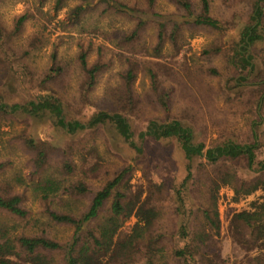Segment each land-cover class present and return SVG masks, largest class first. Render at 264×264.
<instances>
[{
    "label": "rangeland",
    "instance_id": "1",
    "mask_svg": "<svg viewBox=\"0 0 264 264\" xmlns=\"http://www.w3.org/2000/svg\"><path fill=\"white\" fill-rule=\"evenodd\" d=\"M121 1L140 11L125 16L94 0V9L83 16L79 25H72L70 12L81 3L78 0H67L60 10L55 8L54 0L43 5L39 0H0V23L5 33L4 45L0 46V101L24 105L41 96L56 97L64 106L66 122L87 123L99 112H121L134 134L126 141L111 125L69 134L49 115L34 119L25 114L0 113V194L21 196L29 221H46L48 209L72 210L80 215L88 209L95 192L130 167L120 190L132 198L148 200L158 214L152 234L163 238L154 264H177L172 255L181 223L176 189L186 176L185 156L176 140L148 138L141 142L139 134L152 121H178L192 128L196 142L207 149L229 141L253 142V123L258 121L264 104V86L257 87L264 85V48L254 52L259 63L257 74L238 82L247 71L239 74L233 66L231 45L241 26L249 22L258 0H208L211 15L228 23L227 31L183 25L176 40L170 35L173 24L186 19L170 0H156L152 14H142L148 9L146 0ZM191 1L199 13L202 0ZM22 16L29 18L18 31L17 20ZM139 18L146 27L138 39L130 41L128 37ZM161 23L166 24V35L156 55ZM82 55L87 68L101 67L93 88L83 69ZM58 69L61 75L49 80L51 70ZM130 72L132 101L126 89ZM165 94L169 96L168 109L159 100ZM26 139L50 148L48 163L42 170L37 171L35 153L25 145ZM134 144L143 147L141 155ZM259 157H264V148ZM66 162L73 164L72 173L63 168ZM200 162L203 167L198 166ZM195 168L191 200L187 202L199 214L191 227L194 232H210L200 214L202 207L209 208L206 193L210 178L221 169L236 171L240 179L249 176L244 162L219 168L199 160ZM45 178L57 180L64 187L82 182L89 194L75 198L72 209L65 203L69 193L44 201L34 192V185ZM217 196L220 228L206 242L203 256L215 264H251L256 257L264 262V248L245 243L247 234L241 238L232 223L235 214L254 212L263 202L264 191L237 200L233 188L223 186ZM110 205L106 204L97 223L110 216ZM210 212L214 217L215 211ZM0 221L13 223L2 213ZM136 223L135 217L130 218L122 231L130 232ZM72 234V228L56 226L51 235L64 242ZM53 259L52 264H63L60 255L55 254Z\"/></svg>",
    "mask_w": 264,
    "mask_h": 264
},
{
    "label": "trees",
    "instance_id": "2",
    "mask_svg": "<svg viewBox=\"0 0 264 264\" xmlns=\"http://www.w3.org/2000/svg\"><path fill=\"white\" fill-rule=\"evenodd\" d=\"M39 1L43 5L49 0ZM54 1L55 8L60 10L67 0ZM78 1L81 3L70 12L72 25H79L83 16L94 9V0ZM170 2L177 7L182 14L181 17L186 19L183 22L173 24L170 34L173 40H176L180 27L183 25L205 28L220 33L226 32L228 29V23L211 15L208 0H202V8L199 13L195 12L191 0H170ZM101 3H104L107 9L125 16H131L130 12L140 11L121 0H101ZM146 3L148 9L143 10L142 14H152L151 11L155 7L156 0H146ZM253 9L249 22L241 26L237 40L231 45L233 66L239 74L247 71L246 76L239 78L238 82H246L248 76L257 74L259 63L254 52L264 48V0L256 1ZM28 18L29 16H22L17 20L18 31ZM137 20V25L128 37L130 41L138 39L146 27L144 20L141 18ZM158 31L156 55H159L161 51L160 48L166 35V24H159ZM4 36V29L0 23V46L4 45ZM81 61L83 69L88 75L89 86L93 88L101 72V67L87 68L84 55L81 56ZM131 74V72L128 74L129 82L126 89L132 101ZM60 75L59 69L51 70L48 79H54ZM155 78V76L152 77L153 85ZM263 86V84H257L259 88ZM159 100L163 107L168 109L169 96L162 95ZM0 113L25 114L34 119H42L49 115L69 134L111 125L124 140L130 141L134 137L130 122L126 115L121 112H99L93 115L87 123L66 122L62 102L52 96H41L24 105H9L0 101ZM258 118V121L253 123V142L247 144L229 141L223 145L207 149L204 144L196 142L192 128L178 121L165 123L152 121L146 131L139 134L141 142L148 138L155 141L176 140L185 156L186 176L176 189L177 212L181 223L175 236L176 245L172 255L177 264H203L207 261V257L202 254V249L206 242L212 239L214 230L215 233H218L220 228L216 205L217 195L221 187L231 186L237 200L258 190L264 191V157H259V151L264 148V104L258 113ZM24 142L35 153L34 163L37 171L42 170L48 163L50 148L47 144L36 143L33 139H26ZM133 146L139 155L144 152L142 146L135 144ZM199 160H204L208 165L219 168L244 162L245 172L249 178L251 177V179H240L236 171L221 169L215 178H210V186L208 185L206 193L209 208L202 207L200 209L203 220L211 228L210 232L206 230L194 232L192 230V222L197 219L199 210L189 208L187 202L191 200L195 165ZM200 165L203 167L204 164L200 162L198 166ZM63 168L69 173L74 171L73 164L69 162H66ZM130 170V167L126 168L103 188L95 192L88 209L80 215H76L72 210L64 212L59 209H48L46 221L40 219L29 221V212L24 208V200L21 196L0 194V214H6L13 220V223L0 221V264H52L55 254L61 256L63 264H154L155 255L159 251L158 245L163 238L162 235L152 234V227L158 214L148 200L141 201L140 196L132 198L120 190ZM34 192L42 195L44 201H48L62 192L69 193L70 199L65 203L69 209H72L71 203L74 204L72 201L75 198L87 196L89 189L82 182L64 187L57 180L45 178L42 182L34 185ZM150 195L152 196V194ZM108 202H111L110 216L104 222L97 223ZM210 211H215L214 217ZM132 217L137 219V223L130 232H123V224ZM232 223L235 224L233 226L236 227V234L241 238L247 234L245 243H252L259 249L264 248V198L254 212L243 211L235 214ZM56 226L72 228L73 234L70 239L62 242L52 237V230ZM237 240L242 243L239 238ZM142 246H144V252L141 251ZM138 255L139 259L137 258ZM207 264L215 263L209 260ZM251 264H264V262L256 257L251 261Z\"/></svg>",
    "mask_w": 264,
    "mask_h": 264
}]
</instances>
